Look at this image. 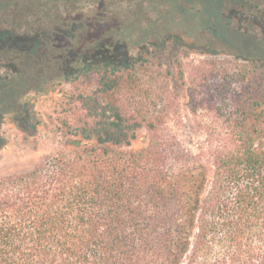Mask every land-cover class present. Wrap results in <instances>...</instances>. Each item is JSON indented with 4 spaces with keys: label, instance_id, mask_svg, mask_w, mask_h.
<instances>
[{
    "label": "trees",
    "instance_id": "trees-1",
    "mask_svg": "<svg viewBox=\"0 0 264 264\" xmlns=\"http://www.w3.org/2000/svg\"><path fill=\"white\" fill-rule=\"evenodd\" d=\"M118 1L0 0V116L56 90L63 141L0 177V264H264V58L235 56L212 128L187 86L193 153L166 131L179 107L160 62L193 6Z\"/></svg>",
    "mask_w": 264,
    "mask_h": 264
},
{
    "label": "rangeland",
    "instance_id": "rangeland-1",
    "mask_svg": "<svg viewBox=\"0 0 264 264\" xmlns=\"http://www.w3.org/2000/svg\"><path fill=\"white\" fill-rule=\"evenodd\" d=\"M75 1L78 0H59V4L70 7ZM125 1L118 2L124 4ZM137 1L144 5L152 2ZM162 1L164 4L173 3L172 0ZM178 1L186 7L193 6V9H189L182 17L180 33L185 37L170 43L160 56L163 69L171 73L169 84L177 95L179 107L169 120L166 131L195 153L203 143L205 135L189 111L187 86L192 82L196 85L199 83L197 97L204 106L197 110L196 119L212 128L211 120L219 115H227L226 91L234 83L233 68L236 63H241L240 60L236 62L235 56L264 58V0ZM210 20V29L198 26ZM218 23L220 27L216 26ZM184 29H188L189 37L197 38L200 45L190 46V38L186 36ZM183 41L186 43L183 44ZM132 53L136 56V51ZM177 57L184 63L185 83L177 81L174 76L172 60ZM22 102L24 106L20 109L19 116H0V177L31 168L63 145L62 139L52 133L58 131L55 124L48 119L56 117L55 110L60 102L58 92L55 90L30 94ZM26 111L29 114L28 122L25 119ZM144 141V133L140 132L134 148L142 147Z\"/></svg>",
    "mask_w": 264,
    "mask_h": 264
}]
</instances>
